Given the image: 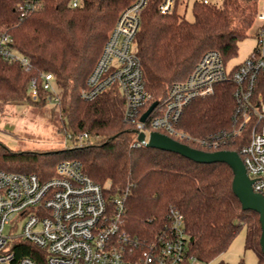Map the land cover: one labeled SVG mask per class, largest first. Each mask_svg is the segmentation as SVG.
I'll return each instance as SVG.
<instances>
[{
    "label": "trees",
    "instance_id": "16d2710c",
    "mask_svg": "<svg viewBox=\"0 0 264 264\" xmlns=\"http://www.w3.org/2000/svg\"><path fill=\"white\" fill-rule=\"evenodd\" d=\"M20 1L0 0V35L11 36V47L28 59L30 68L26 72L0 57V115L11 104L45 105L50 94L42 90L41 75L50 73L60 99L61 131L71 136L72 148L23 152L0 143V170L47 179L60 158L69 155L109 196L125 195L129 226L140 230L176 209L184 218L188 253L203 264L224 253L244 228V249L255 254L256 264H264L258 215L242 210L226 164H199L178 154L134 146L136 133L123 120L124 100L117 89L90 102L79 96L110 30L133 0H78L76 7L72 0H42V9L24 19L15 11ZM258 1L222 0L216 5L196 0L193 20L188 21L178 6L171 14H162L158 0H151L141 13L135 45L153 101L161 104L170 86L185 80L205 52H218L226 63L235 56L239 42L257 22ZM31 79L37 80L38 102L26 97ZM232 109L231 85H221L212 96L192 101L180 125L195 136L213 134L228 128ZM82 134L88 137L80 143L77 137ZM13 249L18 257L41 264L39 249L24 242Z\"/></svg>",
    "mask_w": 264,
    "mask_h": 264
},
{
    "label": "built area",
    "instance_id": "2783aa9c",
    "mask_svg": "<svg viewBox=\"0 0 264 264\" xmlns=\"http://www.w3.org/2000/svg\"><path fill=\"white\" fill-rule=\"evenodd\" d=\"M150 1L133 0L119 14L80 98L90 102L117 89L124 100L123 120L136 133L134 146L144 147L138 134L144 135L145 144L152 132L205 152L237 145L253 192L264 196V15L257 17V47L243 62L228 68L218 52H205L188 77L172 84L164 101L141 121L154 101L145 88L135 38L141 13ZM71 4L76 7L78 0ZM177 6L179 0H158L162 14H171ZM42 7V0H21L15 11L24 19ZM11 44L10 35H0V57L27 72L28 59ZM221 85H231L228 128L203 137L184 130L180 124L189 104L212 96ZM41 87L50 94L47 101L60 103L52 74L41 75ZM26 97L39 101L36 79L26 84ZM87 137L82 134L77 140L81 143ZM125 217V195L109 196L104 186L83 172L78 160L60 161L47 179L0 170V264H38L17 256L13 247L18 242L39 249L41 264H201L188 253L184 218L176 209H169L163 221L150 220L140 230L129 226ZM6 226L19 228L20 233L4 234Z\"/></svg>",
    "mask_w": 264,
    "mask_h": 264
},
{
    "label": "rangeland",
    "instance_id": "374dc122",
    "mask_svg": "<svg viewBox=\"0 0 264 264\" xmlns=\"http://www.w3.org/2000/svg\"><path fill=\"white\" fill-rule=\"evenodd\" d=\"M178 13L188 21L193 20L192 9L196 0H179ZM209 3L220 5L222 0H208ZM258 12L264 15V0L258 1ZM257 22L249 30L248 36L238 44L237 54L227 62L230 68L243 62L257 47ZM61 113L59 106L47 101L45 105H34L30 102L11 104L0 115V143L14 151H51L72 148L71 141L61 131ZM61 157L62 160H69ZM20 225V224H19ZM19 228L6 226L4 234L17 235ZM245 229L242 228L235 236L227 250L208 264L224 261L237 264L243 260L245 264H256L257 258L250 250L244 249ZM203 264V263H201Z\"/></svg>",
    "mask_w": 264,
    "mask_h": 264
},
{
    "label": "water",
    "instance_id": "95a60500",
    "mask_svg": "<svg viewBox=\"0 0 264 264\" xmlns=\"http://www.w3.org/2000/svg\"><path fill=\"white\" fill-rule=\"evenodd\" d=\"M158 102H153L148 110L141 117V121H144L146 117L156 107ZM137 140L142 143L145 148L157 149L169 153L178 154L188 160H191L199 164H212V163H224L232 171V192L239 201L243 211H253L258 215L261 235H260V247L262 253H264V196L253 192V181L247 176L243 162L236 151H217V152H205L186 144L179 143L172 138L152 132L149 136L148 142L144 144V135L138 134Z\"/></svg>",
    "mask_w": 264,
    "mask_h": 264
},
{
    "label": "crops",
    "instance_id": "0c3cea01",
    "mask_svg": "<svg viewBox=\"0 0 264 264\" xmlns=\"http://www.w3.org/2000/svg\"><path fill=\"white\" fill-rule=\"evenodd\" d=\"M179 3H180V1H179Z\"/></svg>",
    "mask_w": 264,
    "mask_h": 264
}]
</instances>
